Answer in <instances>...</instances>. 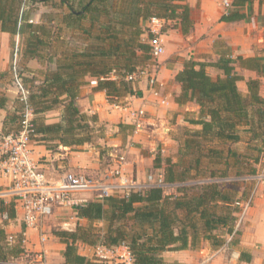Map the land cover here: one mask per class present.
<instances>
[{
    "label": "trees",
    "instance_id": "obj_1",
    "mask_svg": "<svg viewBox=\"0 0 264 264\" xmlns=\"http://www.w3.org/2000/svg\"><path fill=\"white\" fill-rule=\"evenodd\" d=\"M254 1L231 0L220 21L248 20ZM40 5L47 10L36 19ZM191 13L187 0H0V31L18 38L12 41L9 71L14 79L12 59L17 45V76L27 90L26 102L18 92L13 109L6 110L2 134L20 129L28 107L33 114L31 138L52 153L77 151L102 139L105 127L97 114L77 104L87 78L96 80L93 90L104 91L111 104L122 105L127 97L138 96L139 79L125 77L155 60L145 22L161 18L163 33L177 29L186 36L194 29ZM31 61L36 62L35 68ZM209 67L218 71L215 77ZM237 67L258 77L246 79ZM262 77L264 57H233L228 47L216 60L184 59L174 76L180 86L174 102L198 106L194 115L185 118L194 127L184 128L182 140L174 138L178 143L175 161L159 155L153 160L154 168L162 169L164 182L180 184L176 193L152 186L73 206L75 216L87 224L54 231L64 244V263L97 264L95 256L79 253L78 243L107 248L125 245L131 264H172L164 260L163 252L195 250L205 241L218 249L228 237V245L236 246L240 231L235 225L242 209L235 202L246 200L248 192L224 178L254 173L264 158ZM240 81H245V93L238 87ZM6 101L1 93L0 108L6 107ZM52 110H58L60 118L48 123L44 114ZM116 127L120 132L133 129L122 122ZM239 144L243 150L235 147ZM14 222L20 223L15 202L0 199V264L26 254L22 224L17 232L6 229ZM96 222L102 227L94 226ZM239 259L249 262L251 256L240 251Z\"/></svg>",
    "mask_w": 264,
    "mask_h": 264
},
{
    "label": "crops",
    "instance_id": "obj_2",
    "mask_svg": "<svg viewBox=\"0 0 264 264\" xmlns=\"http://www.w3.org/2000/svg\"><path fill=\"white\" fill-rule=\"evenodd\" d=\"M187 3L191 8V14L194 15V29L186 35V44L183 40L184 35L177 29L167 30L163 33L165 52L143 67L157 78L158 94L152 92L148 77L144 75L138 78L136 83V88L139 91L138 96L127 97L122 105L111 104L106 99L104 91L93 90V86L96 84L93 82L94 78H87L88 84L81 87L77 99L78 106L85 112L97 114L100 124L106 128L101 144L110 148L111 160L114 161L115 156L123 155L125 157L122 165L123 173L128 178L132 177L137 181L146 179L149 175L146 174L147 168L157 155L163 158L164 155L169 156L166 153L174 151L177 147L173 132L175 127L180 125L182 117L187 119L191 116L190 113L197 111L198 107L193 102L184 105L174 102V94L180 91V86L174 81V76L182 69L184 59L212 58L216 60L220 53L216 50V40L222 38H225L231 47L230 52L233 57L237 55L264 57V38L262 37L264 0L261 3L258 0L253 2L250 6L251 12L248 20L234 22L220 21V16L224 13L218 7V0H187ZM197 8L200 10L199 15L196 13ZM145 26H147V21ZM17 39V36L0 31V73L7 72L0 76V91L7 97L6 107L0 108V134L6 110L13 109L17 98L13 86L6 85L4 81L5 77L6 80L10 78L12 41H17ZM143 39H147L146 34L143 35ZM32 64L35 66L33 67ZM29 65H32V68L37 66L35 61H31ZM237 71L243 74L246 79L258 77L254 71L238 67ZM261 80L264 83V77ZM238 87L244 93L246 92L245 81L238 82ZM140 107L145 110V118L141 128L135 131L129 111ZM44 117L48 123L56 122L60 118V113L58 110H52L46 112ZM119 122L130 125L133 129L127 128L120 132L116 127ZM184 124L194 127L187 121ZM32 149L41 170L53 180L58 179L66 171L78 173L87 171V173L98 175L95 178H102L108 172V169L100 168L96 151L93 154L61 149V153H52L44 145L35 141L32 142ZM41 158L42 160H40ZM3 185H5V181L0 177V187ZM71 214V219L79 220L81 225H85V219H78L73 211ZM239 218L240 224L239 226L236 224L235 228L240 231V242L236 246L228 245L230 239L228 237L227 242L218 249H211L208 242L205 241L198 249L165 251L162 253V257L166 262L172 264H264V189L257 190L252 194ZM45 221L43 223L44 232ZM64 224L66 230L75 228V223L73 224L71 221ZM70 224H73L74 227L68 229ZM13 226L16 232L21 228L20 223L15 224L14 222L6 227L7 231L11 232ZM46 235L47 240L40 243L38 234L34 230L28 229L23 241L26 254L22 255L20 260L17 258L3 264H42L37 257L38 252L44 253L43 264H65L62 256L64 244L54 233L51 235L46 233ZM77 245L80 254L93 256L89 245L84 243ZM240 251L249 252L251 256L249 262L239 259ZM28 253L35 254L24 258V256H28ZM126 255L127 251L118 247L117 251L109 250L104 258L97 255L96 262L97 264H127Z\"/></svg>",
    "mask_w": 264,
    "mask_h": 264
},
{
    "label": "built area",
    "instance_id": "obj_3",
    "mask_svg": "<svg viewBox=\"0 0 264 264\" xmlns=\"http://www.w3.org/2000/svg\"><path fill=\"white\" fill-rule=\"evenodd\" d=\"M225 12L231 7V0H222ZM164 20L158 17H151L147 21L149 44L153 58H158L165 52V41L163 38L162 27ZM17 45L14 49L12 66L14 80L21 95L20 99L26 102L27 90L22 86L20 78L17 76ZM147 75L148 83L154 94H158L156 87L157 78L144 68H137L134 72L126 75L127 81H133ZM93 82L96 83L94 79ZM131 123L134 130L142 126L145 118V110L140 107L130 109ZM33 117L30 108L26 107L18 131L7 134H0V177L4 179L5 185L0 187V199L14 201L18 221L22 224L21 234L25 238L28 229L34 230L38 234V241L44 243L47 235L43 231V223L58 209H72L73 206L87 202L86 198L78 197L76 194L85 192L95 193L96 197H106L109 195H127L131 191L141 192L152 186L167 189L171 184L164 182L162 173L156 177L148 175L145 180L137 181L135 178H128L122 171L125 157L115 156L114 163L108 169L107 174L102 178H92L83 173L66 171L58 179H50L39 167L37 159L34 158L31 132H33ZM225 180H244L252 183L256 187L264 189V158L254 173L239 177H230ZM204 180H199L203 182ZM240 206L241 201H236ZM12 240V236L8 237ZM118 247L127 251L126 263L131 264L132 259L128 248L119 245L115 248H107L98 244L97 255L101 258L106 257L109 250L117 251ZM37 257L40 263H44V253L38 252Z\"/></svg>",
    "mask_w": 264,
    "mask_h": 264
},
{
    "label": "rangeland",
    "instance_id": "obj_4",
    "mask_svg": "<svg viewBox=\"0 0 264 264\" xmlns=\"http://www.w3.org/2000/svg\"><path fill=\"white\" fill-rule=\"evenodd\" d=\"M218 2H219L218 7H219L220 11L223 12V13H225V9L222 6V0H218ZM45 10H47V8L46 7H43L42 5H40L39 8L36 9V13H37V17L36 18H38L39 17V14L41 12L45 11ZM199 12H200V10H198V8H197L196 13L198 15H199ZM191 16L193 18L194 15L191 14ZM262 37L264 38V31L262 32ZM77 38H75V39H77ZM183 40L185 41V44H186V36L183 37ZM226 47H228L229 50L231 49V47L227 44V41H226L225 38L217 39L216 40V50H218V52L223 51ZM205 59L206 60H213L212 58H205ZM32 65H33V67L35 66L34 64H32ZM208 72L213 77H215L217 75V72L218 71L216 69L212 68V67L211 68L209 67L208 68ZM12 78H13V75L10 74V78L6 80V77H5L4 81L6 82V85L13 86V88L16 90V95H17L18 92H19V90H18V87H17V85L15 83V80L12 79ZM260 91H261L262 95L264 96V83L263 82H262V86L260 88ZM1 93H3V92L0 91V94ZM196 110H198V108H196ZM196 112L197 111L192 112L193 115ZM179 123H180V125H177L175 127V129H174L173 132H174V137L179 136L180 137V140H182V137L184 135L183 133H184V130H185L184 128H186V125L184 124V123H186L185 118L182 117ZM101 142H102V139L101 138H96L95 139V142L93 144L87 143V144L79 147L77 151L87 152V153L90 152V153H93V154H95L94 152L96 151L98 153L97 159H98V163L100 164V168L109 169L112 166V164L114 163V161L111 160V157L109 155L110 148L105 147L104 145L101 144ZM231 146L233 147V145H231ZM235 147H237L240 150H243L244 145L243 144H239V145H236ZM177 151H178V143H177V147L174 149V151H170V153H166V154H169L170 158L175 161L176 160V156H177ZM166 157H168V156L167 155H164L163 156V158H166ZM40 160H42V158ZM61 160H64V159H61ZM80 173H83L84 175L90 176L92 178L98 177V175H95L93 173H87V171L80 172ZM160 173H162V169H156V168H154L153 162L151 163V165H149V167L147 168V171H146V174L147 175L150 174V175H152L154 177H156ZM242 176H244V175H242ZM230 177H233V176H230ZM225 179L226 178H224V180ZM233 181L236 184V187H238L240 190H247V192H248V195H247L246 200H241L240 199V201H241L240 207L242 209L240 214H242L244 212V208L248 205L249 199L251 198L252 194L255 191H257V190H261V188L256 187L252 183H250L248 181H244V180H229L228 182H233ZM176 185H180V184H171L167 189L165 188V190H164L165 193H167V194L176 193V189H177V186ZM76 196L86 198L87 201L96 198V194L95 193H90V192H85L83 194H76ZM72 211L75 213L74 210H72V209L70 210L69 208H66V209L62 208V209L56 210V212L53 213L51 216H49L46 219V221H45V227H44L45 233H47L48 235H51V234L54 233L55 230H61V229L66 230L65 229V226L66 225L64 224L66 222H70L71 221V222H73V224L75 223L74 224L75 227H76L77 224H80V221L79 220L71 219V216H72L71 213H72ZM240 214H239V216H240ZM247 217H248V215L246 216V218ZM15 224H18V223L15 222ZM73 224H70L69 227H68V229H70L71 227L73 228L74 227ZM86 224L87 223H85V225ZM236 224H237V226H239V224H240V218L239 217H238V220H237ZM94 226H96L97 228H101L102 227V224L99 223V222H96V223H94ZM253 228H254V226H253ZM11 232H16V229L14 228V226H13V229H12ZM96 246L97 245H94V246L89 245V247L91 248V251H92V255H93L92 257L96 256L95 258H98L97 255H96V253H95ZM34 254L35 253H28V256H24V258L30 257V256H32ZM17 260H20V258H18Z\"/></svg>",
    "mask_w": 264,
    "mask_h": 264
}]
</instances>
